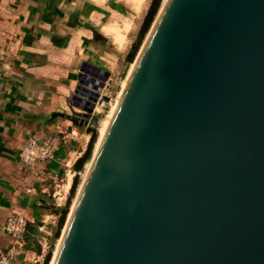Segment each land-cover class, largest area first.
<instances>
[{
  "label": "water",
  "instance_id": "1",
  "mask_svg": "<svg viewBox=\"0 0 264 264\" xmlns=\"http://www.w3.org/2000/svg\"><path fill=\"white\" fill-rule=\"evenodd\" d=\"M150 26L51 264H264V0H164ZM108 80L81 61L79 112L50 117L96 128Z\"/></svg>",
  "mask_w": 264,
  "mask_h": 264
},
{
  "label": "crops",
  "instance_id": "2",
  "mask_svg": "<svg viewBox=\"0 0 264 264\" xmlns=\"http://www.w3.org/2000/svg\"><path fill=\"white\" fill-rule=\"evenodd\" d=\"M121 7L122 0H0V249L8 243L1 230L8 214H24L25 237L31 239L36 210H43L37 202L48 197L37 189L31 168L19 162L18 150L27 134L41 140L54 133L53 122L44 121L64 109L81 61L103 68L95 63L107 61L97 46L106 37L99 27L130 24L126 18L117 24ZM68 148L76 152L61 142L42 167L61 175L65 156L74 154ZM67 183L65 190L70 176L63 186Z\"/></svg>",
  "mask_w": 264,
  "mask_h": 264
},
{
  "label": "rangeland",
  "instance_id": "3",
  "mask_svg": "<svg viewBox=\"0 0 264 264\" xmlns=\"http://www.w3.org/2000/svg\"><path fill=\"white\" fill-rule=\"evenodd\" d=\"M127 1L128 2L122 0L123 7H121V13L119 14L120 16L116 17V21H117L118 25L121 23V19L126 18V19L131 20L130 24L126 23V25H124L125 30L120 29L121 30L120 32L122 33L121 44L120 45L115 44L113 41H111V39L107 35H105L106 37L104 40L100 39L97 42L99 53L105 54L107 61L102 60V62H104L103 65L98 63V62H95V61L94 62L97 63L98 65L102 66L103 67L102 69L109 72V80L107 83L108 86L106 89L104 88L102 91V94L109 97V103L108 102H102V104L96 105V108H95L96 116L100 120L106 118L107 113H109L108 111H110L112 105L116 101V97H117L118 93L120 92V88L122 86V83L124 82L125 76H126L127 72H129V70L132 66L133 59H134V57H135V55H136V53L140 47L145 35H146V32L149 29L150 23H151V22L149 23L145 33L141 37V39L138 43V46H137V50H136V52L132 58V61L127 62L125 60V55L128 52L130 45L132 44V42L135 39L138 27L140 25V22L143 18V15L146 11V8H147L150 0H142V2L139 0H135V1H133L134 4L132 2L130 3L131 0H127ZM161 1L159 3V6L161 4ZM156 12H157V10H156ZM107 23H105V24H107ZM74 80H75V78H74ZM67 97H65L64 103L61 104L59 102V104H61V106L64 107V109L62 110L63 111L62 113H69L70 109L74 110L76 112H79V110H77L75 108H71L68 105ZM49 121L53 122V124H54V129H53V130H55L54 133L57 130L56 127L58 129H61L62 131H64L66 133L65 134L66 136L63 138L64 142L61 140L62 144L64 143L69 147H71V146L74 148L76 147V152H75V149H73V148H71V149L68 148L66 150L70 153L74 152V154H71V157H70V155L69 156L66 155L63 162L68 160V159L72 160V158L78 152H80V153L83 152L81 150V148L86 147V144H87V141L90 137L91 132H94V134H95L93 145H95V143H97V141L99 139V135H100L99 128L96 129L92 126H87V125L86 126H83V125L77 126V125L73 124L70 120L65 119L64 117H59V116L50 117L49 119L45 120L44 123L49 122ZM70 130H73V133H70ZM27 135H30V134H27ZM58 135H61V133H58ZM92 148H93V146H92ZM88 160L85 161L82 165V169L80 170V175H78L79 180H78L77 186H78V184L81 180V177L83 175V172L85 169V164L86 163L89 164ZM71 170H72V168H71ZM63 182H64V180H63ZM67 186H68V183L66 184V186H63V189H65ZM77 186L75 188V191L77 189ZM75 191H74L73 195L70 197V199L67 197L64 205L61 204L60 206H53V208H49V209H44L41 207V209H43V210H36L37 219H34V221L32 223V226H34L36 234L30 237L31 239L29 241V247H30V249L35 250V248L38 247V243H36V242H37V240H39L40 236H44L46 238L48 245H49V247L47 249L48 251L46 252V254L43 257L44 262L42 261L39 264H47V263L49 264V262L51 260V257L53 254L52 251H54L56 241H57L56 239L59 238V234L61 232L63 223L65 221V217H66L67 213L69 212L70 206L72 204V201H73V198L75 195ZM44 200L47 204L52 203V199L50 197H47ZM67 200H68V203L66 204ZM65 204H66V208H65V212H64L63 222H62L61 226L58 228L57 237L53 238V233H54L56 226H57L56 224H57L58 216L62 210V207L63 206L65 207ZM36 227H39V228L36 229ZM36 250H35V252H36ZM30 255L31 254H29V256Z\"/></svg>",
  "mask_w": 264,
  "mask_h": 264
},
{
  "label": "built area",
  "instance_id": "4",
  "mask_svg": "<svg viewBox=\"0 0 264 264\" xmlns=\"http://www.w3.org/2000/svg\"><path fill=\"white\" fill-rule=\"evenodd\" d=\"M56 129L54 134L45 136L41 140L33 135L26 136L17 152V158L20 163L31 168L32 175L37 182V189L52 199L51 204L53 206H60L61 204L64 205L70 187L69 185L66 190H63L62 184L68 176H70L71 183L73 175H80V171L71 170L73 163L70 164L69 160L63 162L62 173L58 176L50 174L42 167L44 162L54 158L55 151L66 136L64 131L57 127ZM58 133H61V135H58ZM70 133H73V130H70ZM24 191L25 193H30L31 188L26 187ZM28 222L24 214L19 211H12L8 214L1 226L2 232L8 237V243L0 249V264H39L43 261L49 245L46 238L40 236L36 242L38 243V247L35 248V250L37 249L36 252L30 249V239H26L25 237ZM29 254L31 255L29 256Z\"/></svg>",
  "mask_w": 264,
  "mask_h": 264
},
{
  "label": "trees",
  "instance_id": "5",
  "mask_svg": "<svg viewBox=\"0 0 264 264\" xmlns=\"http://www.w3.org/2000/svg\"><path fill=\"white\" fill-rule=\"evenodd\" d=\"M160 1L161 0H150L148 6L146 8V11H145V13L143 15V18H142V20L140 22V25L138 27L135 39L132 42V44L130 45L129 50H128V52L125 55V60L127 62L132 61V58H133V56H134V54H135V52L137 50L138 43H139L141 37L143 36V34L145 33V31H146L149 23L151 22L156 10H158L157 8L159 6ZM94 138H95V134H94V132H91L90 137H89V139L87 141L85 149L83 150L81 155L74 160V162L72 164V168L74 170L80 171L82 169L83 163L90 158L91 151H92V146H93V142H94ZM78 180H79L78 176L77 175H73L71 183H70V187H69V192H68V198L69 199H70V197L73 195V193L75 191V188L77 186ZM67 203H68V200H67L66 204ZM66 204H65V207L63 206L64 208L62 207V210H61V212H60V214L58 216L57 224H56L57 226H56V229H55V231L53 233V238L57 237L58 228L61 226V224L63 222Z\"/></svg>",
  "mask_w": 264,
  "mask_h": 264
},
{
  "label": "bare ground",
  "instance_id": "6",
  "mask_svg": "<svg viewBox=\"0 0 264 264\" xmlns=\"http://www.w3.org/2000/svg\"><path fill=\"white\" fill-rule=\"evenodd\" d=\"M95 1H96V0H95ZM133 1H135V0H131L130 3L132 2V3L134 4ZM139 1L142 2V0H139ZM163 1H164V0L161 1V4H160V6H159V8H158V10H157V13H158V11H159V9H160V7H161ZM157 13H156V15H157ZM156 15H155L154 17H156ZM124 25H126V24H123V25H120V26H116V25H114V23H112V21H111V22H109V24H107V25H101L99 28H100L101 33H103V34L109 36V38L111 39V41H113L115 44L120 45V44H121V40H122V33L120 32V31H121L120 29L125 30V29H124ZM151 25H152V24H151ZM150 27H151V26H150ZM150 27H149V29H150ZM149 29L147 30L146 35H147ZM146 35H145V37H146ZM145 37H144V39H145ZM144 39H143V41H144ZM143 41H142V43H141V45H140V47H139V49H138V51H137V53H136L134 59H133V62H134V60H135V58H136V56H137V54H138V52H139V50H140L142 44H143ZM133 62H132V65H133ZM131 67H132V66H131ZM130 69H131V68H130ZM129 71H130V70H129ZM128 73H129V72H127V74H126V76H125L124 82H125V80H126V77H127ZM124 82L122 83V86H123ZM122 86H121V88H120V91H121V89H122ZM119 93H120V92H119ZM119 93H118V95H117V97H116V100H117V98H118V96H119ZM115 103H116V101H115L114 104L112 105L110 111H108L109 113H107L106 118L101 119V120L98 119V121H97L96 129L99 128V130H100L99 139H100V137H101V135H102V132H103V130H104V128H105V125H106V123H107V121H108V118H109V116H110V114H111V112H112V110H113V107H114ZM95 108H96V106H95ZM95 108H94V111H95ZM57 112H63V111H57ZM99 139H98L97 143H95L96 146H97V144H98V142H99ZM95 145H94V148L96 147ZM88 165H89V164H88ZM88 165H87V167H88ZM87 167H86V164H85V170L87 169ZM83 174H84V172H83ZM82 176H83V175H82ZM61 187H62V189H63V184H62ZM63 190H65V189H63ZM73 202H74V199H73V201H72V204H73ZM72 204H71V206H70L69 212H70V210H71ZM69 212L67 213V216H68ZM61 232H62V229H61ZM56 240H57V241H56V245H55L54 251H52L53 254H52V257H51V260H50L49 264L52 263L53 256H54L55 249H56V247H57V244H58L59 238L56 239Z\"/></svg>",
  "mask_w": 264,
  "mask_h": 264
}]
</instances>
